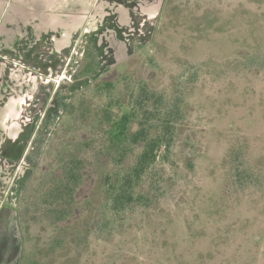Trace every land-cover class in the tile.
Segmentation results:
<instances>
[{
  "label": "rangeland",
  "instance_id": "obj_1",
  "mask_svg": "<svg viewBox=\"0 0 264 264\" xmlns=\"http://www.w3.org/2000/svg\"><path fill=\"white\" fill-rule=\"evenodd\" d=\"M83 59L75 78H51L53 90L31 95L34 108L21 112L40 135L31 180L43 173L37 165L48 160L68 103L109 71L96 70L92 50ZM127 68L158 91L174 90L186 118L153 170L156 201L74 245V264H264V0H166L151 43L136 48ZM37 184L20 208L24 251L43 256L54 230L34 205ZM81 191L92 196L94 187Z\"/></svg>",
  "mask_w": 264,
  "mask_h": 264
},
{
  "label": "trees",
  "instance_id": "obj_2",
  "mask_svg": "<svg viewBox=\"0 0 264 264\" xmlns=\"http://www.w3.org/2000/svg\"><path fill=\"white\" fill-rule=\"evenodd\" d=\"M131 59L81 90L52 131L44 152L50 156L37 165L43 173L32 177L22 198L24 203L29 189L38 182L39 194L33 195V202L37 213L53 227L52 242L43 256L41 249L25 253L28 239L23 209L19 208L20 264H74V245L81 247V240L91 233L100 234L135 208L156 201L153 170L161 157L162 161L169 158L186 113L174 90L168 95L147 79L126 72ZM93 63L87 73L93 71ZM88 183L94 194L82 196Z\"/></svg>",
  "mask_w": 264,
  "mask_h": 264
},
{
  "label": "crops",
  "instance_id": "obj_3",
  "mask_svg": "<svg viewBox=\"0 0 264 264\" xmlns=\"http://www.w3.org/2000/svg\"><path fill=\"white\" fill-rule=\"evenodd\" d=\"M165 2L0 0V264L16 263L23 245L18 213L40 137L32 119L20 117L34 108L31 95L52 91L56 76L75 78L88 50L97 71L131 58L151 43Z\"/></svg>",
  "mask_w": 264,
  "mask_h": 264
}]
</instances>
